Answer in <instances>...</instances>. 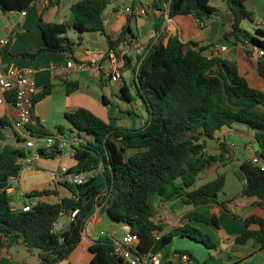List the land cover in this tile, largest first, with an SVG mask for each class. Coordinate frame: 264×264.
<instances>
[{"label": "trees", "instance_id": "16d2710c", "mask_svg": "<svg viewBox=\"0 0 264 264\" xmlns=\"http://www.w3.org/2000/svg\"><path fill=\"white\" fill-rule=\"evenodd\" d=\"M39 0H0V11L29 12ZM120 0H82L71 7L70 20L66 23H47L39 16L37 24L42 31L45 46L35 53H23L18 57L35 60L42 53H63L75 58V43L68 37V29L74 28L82 37L86 33H99L107 37L111 50L126 40L127 30L117 40L107 35L104 12L109 5ZM234 16V23L224 34V39L233 40L243 54L256 58V69L264 79V55H256L251 48L264 53V29L258 28V36L244 30V21H253L247 9L249 0H224ZM58 1L51 2L56 5ZM218 14L210 0H171L169 16H193L202 23ZM160 26V24H159ZM244 47V48H243ZM209 47H200L194 41L182 42L178 37H169L148 48L139 72H133V84L147 113L145 126L138 130L117 127L103 121L90 110L80 108L66 113V120L78 131L80 137L90 139L73 146L75 165L69 168L74 173H93L81 185L62 183L71 196L61 197L58 189L33 191L27 198H39L29 212L13 211L12 197L8 194L9 179L19 176L21 161L27 158V150L5 144L0 149V241L10 236L23 238L29 250L38 251L40 264H60L70 258L83 242L87 223L97 208L104 206L109 219L126 225L141 238L140 252H160L173 243L175 237H186L204 245L210 256L206 264H224L214 252L218 245L210 235L191 225L193 222L221 231L219 217L211 212L187 214L189 221L184 226L159 236V227L153 221L157 214V201L182 199L187 205L208 206L219 204L234 218L238 216L228 207L232 200L224 196L226 177H218L198 189V175L226 161V144H221L219 155L207 151V140L215 139L224 128L245 124L255 131L256 156L264 160V114L230 104L224 82L216 72L223 67L233 76L230 91L238 99H251L264 103V91L251 86L246 76L240 73L237 64L222 58L208 57ZM129 63V62H128ZM71 95L79 89L78 82L64 83ZM53 85L46 86L35 96V105L53 93ZM123 98L132 97L124 85ZM12 127L7 117H0V139L6 142L3 128ZM58 129L63 132L64 126ZM33 136H51L42 127L28 125ZM20 137V136H19ZM20 141L24 138L20 137ZM133 151L127 158V153ZM61 154L57 148L44 151L43 155L54 158ZM236 173L245 181L242 198H255L264 210V171L252 160H245ZM215 195L217 197L215 198ZM56 196L57 202L42 200ZM224 196L223 202L220 201ZM78 211L72 218V214ZM67 218L69 223L61 231L55 225ZM253 242L264 251V215L244 218V229L237 236L238 246ZM91 264H123V259L114 251L109 238H99L91 247ZM189 254L188 251H180ZM191 264H201L194 256ZM176 264H184L177 262Z\"/></svg>", "mask_w": 264, "mask_h": 264}, {"label": "crops", "instance_id": "0c3cea01", "mask_svg": "<svg viewBox=\"0 0 264 264\" xmlns=\"http://www.w3.org/2000/svg\"><path fill=\"white\" fill-rule=\"evenodd\" d=\"M55 1H58V4L50 5L51 2ZM80 1L82 0H39L31 11L26 12L25 16L23 13L19 12L4 13L0 11V23L3 24L0 27V41L6 38L9 39V45L3 47L0 44V60L5 66H13L21 71H33L38 92H41L48 85H53L54 87L53 93L50 96L43 101L36 103L33 111V126L42 127L44 130L50 132L51 135L60 132L68 141L72 140L74 136H78L79 134L76 133L77 131L74 132L75 129L66 120L65 114L74 113L80 108L88 110L89 104H91L90 101L97 103L94 98L89 99L90 101L80 98L81 94H79V91L82 83L88 82L89 80H92L95 83L101 80L102 82L105 81L106 84L112 82L104 73L90 64L91 60L103 59V54L111 51L107 37L99 33H86L83 34L82 37L77 33L73 38L68 36L71 41L75 43V58L69 54L63 53H42L35 60L18 56L23 53H35L45 46L42 31L37 24L39 16L42 15L44 21L47 23H66L64 18L70 16L71 7ZM252 1L254 0H249L247 5ZM258 1L264 6V0ZM147 2H151L153 7L148 11L146 16H139L136 13L128 14L125 12L126 8L130 7L135 10L140 5ZM213 18H215V21L213 20L207 23L208 21L206 22L205 20L202 23V27L199 26L198 21L191 15L170 18L169 5L164 0H120L109 5L103 16L107 35L111 37L112 40H117L124 30H127L125 42L113 50L117 54H128L129 63L122 66L121 69L123 75L122 82H124V85L128 88L124 79L125 71H130L133 81V66L139 58L137 55L138 49L150 48L152 45L159 43L163 39L167 40L169 37H178L184 43L194 41L199 43L200 47H209L205 53L208 57H211L210 48L226 47L228 51L225 54H220L219 57L237 64L240 73L246 76L247 79L252 78L253 81H255L254 78L263 79L260 77L256 69V56L248 57L243 54L240 46L236 45L233 40H230L233 43V48H229V46L224 43V34L234 23V16L230 10L224 8L220 12L218 11V14ZM69 61L84 62L88 64V67L80 72L71 71L68 72L69 74H66L62 72L61 68H64ZM216 72L224 82L225 91L227 87L230 89L234 84L233 76L223 67H218ZM66 81L78 82L79 89L71 95H68L64 85ZM250 84L252 86L251 82ZM259 84L262 86L260 90L264 91V82L259 81ZM100 96L106 106L111 104V101L104 94L98 93V97ZM228 100L229 102L231 101L229 97ZM242 100L245 101V107L241 108H247L264 114V103L257 104L251 99ZM124 112L129 116V124H131V119L139 120L143 118L130 109H126ZM0 117H7L12 120L14 118V110L8 106L0 105ZM146 121L147 118L145 119V123ZM120 123H122V120H119L117 124L114 125L120 127ZM145 123L143 126L133 125V127H131L132 125L126 124V127L124 128L138 130L143 128ZM59 126H64L63 132L58 129ZM12 131L15 133V136L11 135L6 138V142L2 141L0 149L7 143L13 147L19 144L18 139H20V137L14 130H9V133L12 134ZM23 133L26 135L30 134L27 128L23 130ZM86 139L90 138L87 137ZM215 139L218 142L219 148L215 149V152L212 154L219 155L222 151L221 144L224 143L228 150V154L226 155L227 160L224 163H219L200 173L193 189H198L203 185L214 181L218 175H224L220 173L221 168L233 160L235 155L234 151L240 144H243L246 149L253 152L254 156H256L257 147L254 140V133H250L246 128H224L216 134ZM10 141L13 142L10 143ZM68 149L71 150V156L68 157L69 160L65 157L67 160H64V162L61 161L60 163L58 162L59 166L56 162L43 160V158L55 160L58 156L50 158L43 155L37 162L39 166L37 164L35 165L37 170L28 171L29 167L35 166H25L22 168L17 182L13 184V190L8 193L12 197L11 207L13 211H21L24 205L37 204L39 198H27V195L33 191L48 189L39 188L36 187V185L28 187L31 182L32 184H41L44 181H48V186L55 183V185L58 186V191L61 197L71 196L69 191L68 194L64 196L61 189L64 187L62 185L61 168H72L75 165L72 146H68L67 150ZM67 150L63 152L62 156L65 155ZM133 153V151H129L127 154L130 156ZM261 161L264 163V160ZM236 170L237 169H235L234 173L241 182V191L238 194V197L231 198L228 194H225L224 196H227L232 200L227 205L230 210L238 216V219L227 213L216 203L208 206H193L185 204L182 199L167 201L163 204V209L159 213V217L153 219L155 224L159 227L157 234L162 236L184 226L189 222L186 218L187 214L192 212L215 213L219 217L222 229L221 231L215 230L220 235L218 236L215 234L217 237L216 240L212 238L218 245V251L214 252V255L218 258L224 259V264H264V251L256 248L253 242H248L246 245L242 246H238L235 243V239L244 229V218L251 215H264V210L257 204V199L241 197V193L246 183L237 175ZM224 196H221V202H223L225 198ZM51 197L52 196L44 197L42 200L50 203L57 202ZM16 198L21 199L17 200ZM22 201L23 204L19 206L18 203H21ZM103 208L104 206H101V209L99 211L97 210L95 215L88 221L85 236L79 248L69 259L60 264H91L92 254L90 247L100 238V233L104 232V228L109 225L111 230H113L111 232L118 235L117 232L121 224L112 222ZM222 214L229 217L227 222L231 224V226L223 225ZM159 219L161 220L160 223H158ZM59 222L66 227L69 220L67 218H62ZM191 225L205 233V230H209L210 228L208 225L197 222H193ZM22 242L23 241L16 236H10L3 241H0V264H40L38 251L29 250ZM172 244H174L173 248L175 251L180 252V250H186L189 253L188 255L192 256H195L193 254L198 250L200 252V257H197L196 260L199 263L201 261V264H206V260L210 256V251L204 245L186 237L177 236L174 238ZM197 244H200L206 250L202 247L196 246ZM171 245L165 250H170ZM166 264L175 263L167 261Z\"/></svg>", "mask_w": 264, "mask_h": 264}, {"label": "built area", "instance_id": "2783aa9c", "mask_svg": "<svg viewBox=\"0 0 264 264\" xmlns=\"http://www.w3.org/2000/svg\"><path fill=\"white\" fill-rule=\"evenodd\" d=\"M170 5L171 0H164ZM153 7L151 2H147L140 5L137 9L126 8L125 12L128 14L136 13L139 16H146L148 11ZM26 15V12H23ZM1 46L5 47L9 45V39H3L0 41ZM244 48V47H243ZM254 53L258 56L264 55L262 51L258 48H251ZM211 57L218 56L220 54H225L228 49L226 47H212L210 48ZM148 48H139L137 55L139 56L136 64L133 66V72L135 75L138 74L139 68L143 57L146 55ZM103 59H93L90 64L99 69L104 73L111 81L115 83H121L123 81L122 66L128 63V54L120 53L117 54L115 51L111 50L108 53L103 54ZM88 67L87 63L69 61L64 68H61L62 72L69 74L68 72L76 71L80 72ZM38 93V87L34 77L33 71H21L13 66H5L0 60V105L8 106L14 110V118L11 120L12 127L3 128V133L5 137L15 136L9 133V130H14L18 136L24 138L20 141L18 138V143L14 148L25 149L30 151V155L27 158L22 159V168L25 166H35L37 162L41 159L40 151H48L52 148H57L61 153L58 156H62L63 152L67 150L68 146H76L86 143L85 138L76 135L72 140L68 141L60 132L51 136H33L31 134L26 135L23 130L27 128L28 125H34V108H35V96ZM2 140L0 139V145ZM252 162L261 167L264 171V163L257 156L251 159ZM93 173H74L70 172L69 168H61V175L63 183L81 185L86 182ZM18 180V176H12L9 179V186L7 192L12 191ZM34 205H24L22 211L29 212L32 210ZM101 207H98L99 211ZM78 211L72 214V218L77 215ZM64 225L58 222L55 225L56 231L63 230ZM100 238H109L112 241L114 251L123 259V264H166V262H182L184 264H191L190 256L187 254H181L178 251H166L162 250L160 252H140L139 245L141 243V238L133 232H127L120 239H118L117 234H108L105 232L100 233Z\"/></svg>", "mask_w": 264, "mask_h": 264}, {"label": "rangeland", "instance_id": "374dc122", "mask_svg": "<svg viewBox=\"0 0 264 264\" xmlns=\"http://www.w3.org/2000/svg\"><path fill=\"white\" fill-rule=\"evenodd\" d=\"M210 4L214 7H216L219 12L221 10H223L224 8L226 10H229L227 7V4L224 3V0H210ZM247 9L253 14V21L254 22H251L249 20L244 21L242 23L241 27L244 30L251 33L252 35L258 36L256 29H258V28L263 29L264 28V26H263V23H264V6L258 0H254L249 5H247ZM70 17H71V15L66 16L64 18L65 22H68L70 20ZM213 20L215 21V18L207 19L206 22L208 21L207 23H209ZM75 34H77V31L74 28L71 27L68 29V36L70 38H73V36ZM224 43L227 44V46H229V48H233V43L230 40L225 39ZM233 54H235V53H233ZM124 73H125L124 79H125L126 85L128 86L129 93L132 97L131 102H129L123 98V94L121 92V89L124 86V82H121L118 84V83H115L112 81L110 84H106L105 81L102 82L101 80H99L96 83L93 82L92 80H89L88 82L82 83V85L80 86V91H79V94H81L80 98H84L86 101H90L89 99L94 98L97 101V103H93L92 101H90L91 104H89L88 110H90L92 113H94L96 116H98L99 118H101L105 122H108V123H111L114 125V124H117V122L119 120H122V123H120V125H121L120 128L126 127L125 125L126 124L128 125L130 123V121H129V116L127 114H125L124 110L130 109V110H133L135 113H137L138 115H140L143 118H141L139 120L131 119V124H129V125H132L131 127H133V125H142L143 126L145 123V119L147 118V115H146L145 110L143 108L142 101L136 93L135 86L133 84L132 75H131L130 71H125ZM248 80H250L249 82L252 83V87H254L256 89H261V87H262V86H260L259 81L264 82V80L261 78H254L255 81H253L252 78H249ZM98 93H102L106 97H108V99L111 101V104L109 106H106V104L103 102V99L101 98V96L98 97ZM226 93H227L228 97L231 99L230 104L232 106L237 107V108L245 107V104H244L245 101H243L242 99H238L234 95H232L229 87L226 88ZM234 127L237 129L246 128L247 130H249L250 133H254V137H255V131L245 124L237 123L234 125ZM75 131H76V129L74 130V132ZM76 133L79 134L78 131ZM250 137H251V135H250ZM252 137H253V134H252ZM12 142L13 141H10V143H12ZM217 148H219V145H218V142L216 139H208L207 140V151L210 154L214 153L215 149H217ZM234 154L235 155L233 157V160L231 162L227 163L223 168H221V172H220L221 174H224L227 178L226 185H225V194H228L231 198L238 197V194L241 191V182L236 177V175L234 173L235 169H238V167L243 163V161L251 160V159H253V156H254V153L249 151L248 149H246V147L243 144H240L239 147L235 149ZM63 156H58L57 159H55V160L54 159H44V158H43V160H46L49 162H56L59 166V163L61 161L64 162V160H67L68 157L71 156V150L68 149L67 152L65 153V155H63ZM126 156H127V158L129 157L128 154ZM65 157L67 159H65ZM224 162L225 161H221L220 163H224ZM29 170H37V169L35 166V167H29L28 171ZM34 183H36V182H34ZM42 184H44V185H42ZM48 184H49L48 181H44L41 184H32V182H31L28 187H32V186L36 185V187H39V188L40 187L41 188H48L45 190H56V189H58V186H56L55 183H52L51 186H48ZM39 185H42V186H39ZM61 189H62V193L64 196L68 194V190L66 189V187H63ZM51 198L54 201L58 200V198L56 196H52ZM16 199L19 200L21 198H16ZM164 203H166V201H163L161 199H159L157 201V204H156L157 214L154 217L155 219H157L159 217V213L163 209ZM22 204H23V201L21 203H18L19 206H21ZM260 211H262V210H260ZM228 218L229 217H227L225 214H222L223 225L231 226V224H229L227 222V220H229ZM160 222H161V220L159 219L158 223H160ZM103 231L105 233L112 234L111 231H113V230H111L110 226L108 225L106 228H104ZM128 231H130V228L126 225L121 224L119 227V230L117 232L118 233V235H117L118 239H120L122 237V235H124V233H126ZM205 231L214 240L217 239L215 234L220 236L211 227L209 228V230L206 229ZM196 246L202 247L200 244H197ZM173 247H174V244L171 245L170 250H168V251H175V249ZM203 249L206 250L205 248H203ZM180 251H184V250H180ZM193 255H195L194 258L197 259V257H200V252L198 250H196ZM200 263H202V262L200 261Z\"/></svg>", "mask_w": 264, "mask_h": 264}, {"label": "water", "instance_id": "95a60500", "mask_svg": "<svg viewBox=\"0 0 264 264\" xmlns=\"http://www.w3.org/2000/svg\"><path fill=\"white\" fill-rule=\"evenodd\" d=\"M2 25H3V24L0 23V27H1ZM30 153H31L30 151H27V155H28V156L30 155ZM39 153L43 156V152H42V151H40ZM216 197H217V195H215V198H216ZM21 240L23 241V238H21Z\"/></svg>", "mask_w": 264, "mask_h": 264}]
</instances>
